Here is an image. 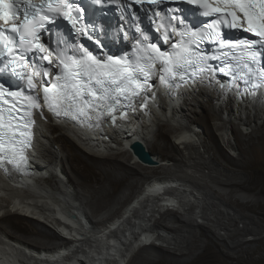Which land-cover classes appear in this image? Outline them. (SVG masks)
Listing matches in <instances>:
<instances>
[{
    "label": "bare ground",
    "instance_id": "6f19581e",
    "mask_svg": "<svg viewBox=\"0 0 264 264\" xmlns=\"http://www.w3.org/2000/svg\"><path fill=\"white\" fill-rule=\"evenodd\" d=\"M215 83L213 78L199 79L194 88L184 86L175 94L160 86H153L138 99L139 102L144 100L141 102L145 107L142 108V104L131 107L125 123L121 124L120 121L115 127L104 126L97 132L93 130L79 134L66 124L42 123V136L47 141L39 139V153L46 159L45 163L40 164L44 168L47 164L55 165L67 172L69 168L72 175L67 173L68 183L73 189L66 192L52 184L55 193H51L49 188L40 189L38 194L27 198L29 203L24 200L19 202L15 199L11 183L0 175V264L20 263L23 260L20 255L22 246L31 249L53 248L56 243L52 240L62 238L59 231L51 227V224L59 223L56 214L60 211L68 217H71L69 212L81 214L93 229L103 227L118 213L119 205L127 201L138 187L139 180L145 178L144 184L157 170H162L165 178H161L162 183L150 190L157 191L164 182H179L173 192L178 196L180 205L183 204L182 210L189 215V219L178 210L167 211L160 220L155 219L153 226L163 232L157 230V243L141 247L126 264H197L207 257L217 258L222 264L245 263L246 260H253L255 264L264 263V256L254 258L255 253L264 250V203L259 202L256 207L253 202L260 200L259 195L264 196V176L257 174V166L264 165V101L261 100L264 93L253 98L242 96L236 99L240 97L239 94L231 91L228 94L229 102L225 101L224 106L217 107L214 105L215 99L218 102L225 95L218 91L217 86L212 89ZM195 94H204L205 102ZM233 105L237 106V111ZM197 108L201 109L200 118L193 117L190 121L208 127V113L214 120H221V123H214L215 128L220 131V138L228 147L239 149L237 157L226 154L215 142L212 129L207 128V139H201L199 135L202 131L182 122V119L188 118V112L198 114ZM242 111L247 119L241 116ZM224 112L227 119H222ZM253 118L260 120L255 126H251ZM239 125H247L251 131L244 134ZM54 128L60 129L58 136H50L49 131ZM175 131L180 134L172 141L168 134ZM100 137H104L101 140L104 144L119 142L122 147L124 143L128 147L134 142H142L136 139L139 138L144 141L152 163L139 160L135 161L137 163H126L128 158H134L129 147L122 151L109 148V151L100 153L98 148L102 144L96 143ZM178 144L188 151L187 156L177 151ZM120 156H126V159L122 160ZM155 160L161 163L156 165ZM145 169H151L153 174L147 176ZM55 177V174L51 175L52 179ZM121 187H125L126 191L120 193ZM208 194L226 205L235 206L237 210L232 214L228 210L217 209L211 202L210 211L205 204ZM165 200L169 202L168 205L177 203L171 196ZM108 205L110 208L102 217H95L97 211ZM140 205L143 210H134V221L130 217L126 221L124 217L113 231L114 235H118L119 231L124 233L120 248L109 243H97L96 247L102 252H98L91 263L88 260L86 264H98L103 254L115 255L116 251H122L121 248H125L127 253L131 251L133 243L128 241L137 238L139 226L144 228L159 206H152L146 197L141 199ZM27 207L44 212L45 218L50 221L42 220L33 209L30 211ZM245 209L252 213H245ZM53 213L55 218L50 217ZM5 220L9 227L20 229L23 235H16L4 228L1 222ZM87 231L86 226H79L81 234L86 235ZM108 232L98 237L104 239L108 237ZM64 238L66 241L74 239L68 232ZM85 242L93 243L89 235Z\"/></svg>",
    "mask_w": 264,
    "mask_h": 264
},
{
    "label": "snow or ice",
    "instance_id": "6c2138e0",
    "mask_svg": "<svg viewBox=\"0 0 264 264\" xmlns=\"http://www.w3.org/2000/svg\"><path fill=\"white\" fill-rule=\"evenodd\" d=\"M148 3L157 4L160 0H147ZM189 3L198 5L203 9L204 16H215L212 23L207 25V31L191 30L180 31L173 23L177 17L173 14L167 23H160L157 31L164 29L162 33L165 43L171 41L174 34L179 37L171 41V50H162L156 43L148 42L149 36L144 35L141 28L143 41L138 37H129L125 33V39L136 40L134 55L114 59L109 56L106 60H100L87 52L77 58L74 55L60 54L59 65L61 73L55 75L58 83L53 84L54 92L52 102L49 98V88H44V104L54 115L70 116L81 123L91 121L95 117L97 125L104 115H113L116 106L123 101L132 100L141 91L152 86L155 74H159L161 84H168L169 78L174 82L177 78L185 81L186 76H203L212 70L208 63L210 59L223 60L224 67L220 72L231 74L233 80H243L245 83H253V87L264 85V0H188ZM71 4L66 0H40L33 3L31 0H0V58L8 56V64L16 61L24 63L27 52L38 49L48 54L41 57L42 60L54 64L49 59L51 51L39 43V34L45 28V23L53 22L50 14H60L69 22H73V16L67 9ZM156 16H160L157 12ZM78 18V17H77ZM155 22V21H154ZM180 24L184 21L180 20ZM221 26L232 29L243 28L245 32L259 37L258 41L238 40L231 42V37L219 31ZM207 40L210 43H218L219 55L211 57L204 55L199 45ZM256 44L260 47L257 48ZM191 70V71H189ZM3 71V69H0ZM16 73V69H12ZM39 74V72H37ZM47 68L43 76H48ZM21 78L23 75L21 74ZM29 88H35L31 77L28 79ZM3 86L0 85V88ZM11 96L17 93H9ZM29 107L39 108V103L31 98ZM145 99L147 97L145 96ZM146 105L142 104L141 107ZM31 117V113H27ZM42 115V113H41ZM9 122L4 123L0 115V166L6 160L8 164H15L19 169V162L24 160L23 151L29 146L30 133L18 131L21 126L13 124L16 119L11 110ZM83 118V119H81ZM121 119H126L122 113ZM33 123L31 119L26 126ZM91 127L92 125L89 124ZM6 170V169H5Z\"/></svg>",
    "mask_w": 264,
    "mask_h": 264
},
{
    "label": "clouds",
    "instance_id": "9594fccd",
    "mask_svg": "<svg viewBox=\"0 0 264 264\" xmlns=\"http://www.w3.org/2000/svg\"><path fill=\"white\" fill-rule=\"evenodd\" d=\"M228 94L227 95L224 94L225 95L224 98L222 97L219 98V100L222 101L223 105L226 103L225 101L229 102ZM261 100L262 102L264 101L263 98H261ZM71 129L74 131L72 127ZM38 135H39L38 145L34 152L35 155L36 154L37 155L36 156L34 155L32 160L30 159L29 171H27V174L15 173V171L8 173L5 169L0 168V175L7 182L11 183V185L15 190V194H14L15 199L19 202H22L24 200L25 202L29 203L27 198H29L30 195L38 194V191L40 189L49 188L51 193H55V190L53 189L52 186L53 184L51 178L52 174L56 175L57 182L64 191L67 192L68 189L66 186L70 185L68 183L67 171H64L61 167H56L55 165H49V164H47L44 168L40 164L42 163L43 157H41V154L39 153L40 151V148L38 147L40 146L39 139H41V137L42 138L44 137L42 136V132L41 134ZM103 138L104 137H100V140L96 141V143L102 144V147L98 148L100 153L106 152L107 149L109 150V148L116 149L115 151L128 150L130 148V152L133 154V156L140 161V159L135 155L133 149L130 147L131 144L128 145L129 148L126 147L125 143L123 147L121 145L119 147L118 146L119 142L118 144L112 142L108 144H104L101 142ZM142 144L144 145V143ZM161 172L163 171L157 170V172H155L148 180H146L141 192L138 195H136L135 198H133V200L128 204V206L125 208L124 212L121 215L112 218V220L107 225L97 230L93 229L92 226L81 214L69 212L71 217H68L65 213H62L60 211L59 213L56 214V219L59 221V223L56 224L55 227L52 226V228L59 231L62 238L58 242L56 240L57 244L53 248L31 249L26 246H22L23 250L21 251L20 255L23 260H21V262L19 263L16 259L17 264H69V263L86 264L88 260L91 263L92 257L97 256L98 252H102V249L96 247L97 243L101 245L104 243L107 244L109 243L120 248V243H122L124 239V233L119 231L118 235H114L113 231L118 228V225L121 223L124 217L125 220L126 218L130 217L131 220L134 221V218L136 216L134 214V210L135 209H138L139 211L143 210L142 206L140 205V201L141 199L146 197V199L150 200L152 206L159 205L156 207L158 211H156V214L152 218L147 220V225L143 226L144 228L139 226L137 238H132L131 240L128 241V242L132 241L133 243L131 246V251L127 253L125 248H121L122 251H116L115 255L103 254L102 261L98 263V264H126L127 260L133 254H135L141 247L149 246L152 243H157L158 229L153 226V223L155 219L157 218L160 219V216L162 215L164 210H170V211L182 210L183 204L180 205L178 196L176 195V193L173 192V190L178 187L179 182H172V181L164 182L157 191L152 192L150 190L156 188L153 186L162 183L161 178H165V177L164 174H159ZM44 185L46 188L44 187ZM169 196L173 197L174 201L177 202L175 205H168L169 202L165 199ZM30 200L33 201L32 199ZM31 204L33 205V203ZM27 208L30 211H32L33 209L36 213L35 215L40 216L42 220L50 221L49 219L45 218L44 212L39 211L37 208L35 207H27ZM71 208H73L72 205ZM129 208L132 209L131 212L129 211ZM56 209L57 207L55 206V210ZM50 217L55 218L54 213L51 214ZM80 225L86 226L88 230L87 231L88 233L86 235H83L79 232ZM143 229H145L146 231H143ZM106 231H109L108 233H106V235L109 238L105 237L103 239L98 237L103 232L105 233ZM66 232L73 235L74 239L71 241H66L64 238ZM87 235H89L93 243L90 244L85 242ZM81 245L83 246L81 247ZM107 257H111V259Z\"/></svg>",
    "mask_w": 264,
    "mask_h": 264
},
{
    "label": "rangeland",
    "instance_id": "374dc122",
    "mask_svg": "<svg viewBox=\"0 0 264 264\" xmlns=\"http://www.w3.org/2000/svg\"><path fill=\"white\" fill-rule=\"evenodd\" d=\"M198 91V90H197ZM195 96L197 97V98H199L202 102H205V95L204 94H195ZM214 96V95H213ZM220 104V105H219ZM214 105H216L217 107H221V105H223L222 104V102H220V100L217 102V99H215V101H214ZM224 106V105H223ZM233 107H234V109L237 111V109H236V105H233ZM197 113L198 114H192L191 112H188V118H185V119H182V122L183 123H185V124H189L191 127H193V128H196L197 130H200V131H202V133H200V138L201 139H207V134L205 133V131L207 130V128L209 129H212V131H213V133H214V136H215V142L224 150V152L226 153V154H228V155H232V156H234V158L235 157H237L238 156V154H239V149L238 148H235V149H231L230 147H228V145L224 142V141H222L221 140V138H220V131H217L216 130V128H215V125H214V123L215 122H220L221 123V120H214L211 116H209V113H208V127L207 126H205V125H201V124H199L198 122H192V121H190L191 119H193V117H195V118H200L199 116H201L200 114H201V109H199V108H197ZM161 113V112H160ZM206 114H207V112H206ZM241 116L243 117V119H247V115L245 114V112H243L242 111V113H241ZM228 118V116H227V113L226 112H224V113H222V119H227ZM253 120H256V121H253ZM260 120L257 118H253L252 119V125L251 126H255V124L257 123V122H259ZM240 126V128L242 129V132L245 134V133H247V132H250L251 131V127H249V126H241V125H239ZM222 133V132H221ZM49 134H50V136H58L59 134H60V129L59 128H54V129H52L51 131H49ZM180 134V132L179 131H175V132H169V134H168V136H169V139L170 140H175V136H177V135H179ZM41 139L42 140H44V142H46L47 140L46 139H44V138H42L41 137ZM136 139H138V140H140V141H142L143 143H144V141L143 140H141V139H139V138H136ZM136 139H134V140H136ZM133 140V141H134ZM58 146V145H57ZM119 147H120V145H118ZM39 147V146H38ZM53 149H55V148H53ZM108 150V149H107ZM116 149H113L112 151H115ZM203 150V149H202ZM109 151V150H108ZM148 151V150H147ZM177 151L178 152H180L182 155H185V156H187L188 154H187V152L188 151H186L184 148H183V146L181 145V144H178V148H177ZM120 159H122V160H125L126 159V156H120ZM138 159L136 158V157H134L133 159H130V158H128L127 160H126V163H134L135 161H137ZM45 161H46V159L43 157V160H42V163H45ZM156 161V165H157V163H161L160 161H157V160H155ZM139 162H141V161H139ZM135 163H137V162H135ZM166 163H168V161L166 160ZM257 168H258V171H257V174H259V175H261V176H264V165H258L257 166ZM223 169H225V168H223ZM67 170H68V175L70 174V175H72V172H71V170L69 169V168H67ZM187 171H189L190 172V170L189 169H186ZM226 170V169H225ZM145 171L147 172L146 173V175L147 176H150V175H152L153 173H151V169H145ZM149 171V172H148ZM232 172V171H231ZM239 173H241L240 171H238ZM162 174H165V173H163V172H161ZM53 181V184L55 185H58L59 186V184H58V182H57V179H56V177L54 178V179H52ZM144 180H145V178H142V179H140L139 180V183H138V187L137 188H135L134 189V192L129 196V198L127 199V201H125L124 203H122V204H120L119 205V211H118V213H115L114 215H113V217L112 218H114V217H116V216H118V215H121L123 212H124V210H125V208L128 206V204L133 200V198H135V196L136 195H138L140 192H141V190H142V188H143V182H144ZM143 184V185H142ZM67 187V189H73V187H70V185H67L66 186ZM124 191H126V188L125 187H121L120 188V190H119V192L121 193V192H124ZM241 191H239L238 193H240ZM247 193V192H246ZM260 196V200L258 201L257 199H255L253 202H255L254 204H255V206L257 205V206H259V202L260 203H264V196H262V195H259ZM206 202L207 203H205L206 205H207V207H208V209H210V211H211V202H213V204L215 205V207L218 209H221V210H228L229 212H231L232 214L234 213V210H237V208L235 207V206H231V205H229L228 203V205H226L224 202H222V201H220L219 199H217L216 197H214L213 195H211V194H208L207 195V199H206ZM216 202V203H215ZM209 204V205H208ZM113 205V204H112ZM256 206V207H257ZM210 207V208H209ZM110 208V205H108V206H106L104 209H102V210H100V211H97L96 213H95V217H97V218H99V217H102L104 214H105V212H106V210H108ZM215 208V209H216ZM167 211H170V210H164L163 211V213H162V215L160 216V218H162V216H163V214L164 213H166ZM173 211V210H172ZM175 211H177V210H175ZM178 212H181V213H183V216L185 217V218H187V219H189V215H187V214H185V211H183V210H178ZM244 212L245 213H252L251 211H249V210H244ZM111 218V219H112ZM110 219V220H111ZM159 218H157V220H158ZM109 220V221H110ZM160 220V219H159ZM108 222V221H107ZM107 222L105 223V225L107 224ZM243 223L241 222L240 223V225H242ZM1 225L4 227V228H6V229H8V230H11L12 232H14L16 235H23V232L20 230V229H18V228H12V227H9V225H8V222L5 220V221H2L1 222ZM52 226H54L55 227V225H53V224H51ZM104 225V226H105ZM51 226V227H52ZM159 232H162V231H160V229L158 230ZM163 233V232H162ZM56 240H57V242L60 240H58V239H53L52 241L53 242H56ZM57 242H56V244H57ZM159 242L162 244V241L161 240H159ZM134 256V254L127 260V262L132 258ZM260 256H264V250H259L257 253H255L254 254V258L256 257V258H258V257H260ZM126 262V263H127ZM257 263H260V264H264V263H262V262H257ZM197 264H222V263H220V261L217 259V258H214V257H207V258H204L202 261H200L199 263H197ZM238 264H255V261H253L252 260V262H250L249 260H246L245 261V263L242 261V262H240V263H238Z\"/></svg>",
    "mask_w": 264,
    "mask_h": 264
},
{
    "label": "water",
    "instance_id": "95a60500",
    "mask_svg": "<svg viewBox=\"0 0 264 264\" xmlns=\"http://www.w3.org/2000/svg\"><path fill=\"white\" fill-rule=\"evenodd\" d=\"M130 147L133 149L135 155L142 162L152 163L150 154L146 151V147L139 141L132 143Z\"/></svg>",
    "mask_w": 264,
    "mask_h": 264
}]
</instances>
